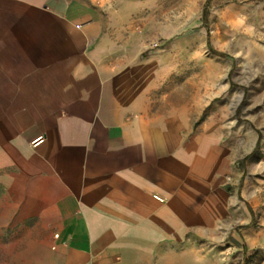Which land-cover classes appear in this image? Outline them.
<instances>
[{"label": "crops", "instance_id": "crops-1", "mask_svg": "<svg viewBox=\"0 0 264 264\" xmlns=\"http://www.w3.org/2000/svg\"><path fill=\"white\" fill-rule=\"evenodd\" d=\"M149 80L88 0H0V264H196L206 173Z\"/></svg>", "mask_w": 264, "mask_h": 264}, {"label": "rangeland", "instance_id": "rangeland-1", "mask_svg": "<svg viewBox=\"0 0 264 264\" xmlns=\"http://www.w3.org/2000/svg\"><path fill=\"white\" fill-rule=\"evenodd\" d=\"M88 3L118 51L146 62L149 108L179 123L206 173L181 247L196 264H264V0Z\"/></svg>", "mask_w": 264, "mask_h": 264}, {"label": "built area", "instance_id": "built-area-1", "mask_svg": "<svg viewBox=\"0 0 264 264\" xmlns=\"http://www.w3.org/2000/svg\"><path fill=\"white\" fill-rule=\"evenodd\" d=\"M56 237H58V235H55Z\"/></svg>", "mask_w": 264, "mask_h": 264}]
</instances>
